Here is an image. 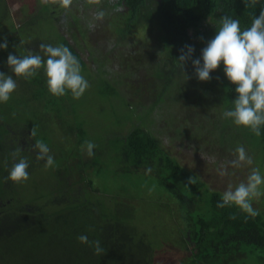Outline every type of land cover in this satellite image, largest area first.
Listing matches in <instances>:
<instances>
[{"label":"trees","instance_id":"1","mask_svg":"<svg viewBox=\"0 0 264 264\" xmlns=\"http://www.w3.org/2000/svg\"><path fill=\"white\" fill-rule=\"evenodd\" d=\"M117 2L123 5L122 12H115L114 5L110 4L109 0H101L100 4H96L94 0L92 2L74 0L70 10L62 8L54 10L51 5H45L48 13L45 19H53L59 27V24L71 17L74 19L73 24L86 38L87 32L82 29L83 25L79 19L83 17L81 15L79 17L78 12L84 9L87 11L84 16H87L94 10L95 13L103 10L106 13L104 18L110 23L114 34V40L110 44L111 52L128 47L132 38L136 42H138L137 37L147 41L149 60L143 67L153 79L152 85L156 92L154 101L158 105H165L167 100L172 98L166 95L178 85L182 95L183 89L192 90L197 95L193 96L194 98L173 96L175 101L165 115L167 119L162 116L161 121L162 123L166 121L163 123V131L166 133L160 136L156 134L160 126L154 130L152 124L148 126L142 123L143 115L137 116L138 122H141L130 132L119 135V154L124 159V171L120 169L118 172H125L131 179L134 178V172L139 177L148 175L146 170L150 167L152 169L150 175H153L154 181L149 182L155 183L168 197L179 204L181 208L179 210L186 222L185 231H180L184 236L182 247L189 251L190 256H187L186 260L178 258L172 264H230L237 256L254 252L261 262L264 261L263 211L259 210L261 213L259 212L258 216L251 217L235 205L217 207V203L222 202L224 191L211 188L197 172L183 166L178 161V156L172 155L164 142V138H168L173 143H179L183 147L188 146L190 150L192 148L198 150L202 156L210 157L211 160L213 156L219 157L215 163L227 165L230 170H234L230 162L236 159L235 149L242 145L253 157L252 167L260 168L261 151L264 152V127L261 129V135L257 137L249 129L235 125L231 119L223 118V112L232 110L233 102L238 98L236 85L227 79L224 65L221 64L219 69L211 73L210 81H200L195 75L191 60L186 62L184 71L177 60L181 54L180 49L187 44L195 48L192 59L201 58L202 64V49L216 35L220 18L227 15L238 19L241 30H245L251 26L252 19L258 17L260 11L264 9V0H258L255 5H246V0H117ZM82 5H84L83 9ZM75 9L78 11L76 12ZM40 19H42L41 14L29 18L27 25H31L33 20ZM13 29L17 30L19 37V29L15 26ZM17 35L11 36L13 38ZM59 36L62 39L60 45L71 50L78 58L82 69L89 66L82 53L62 32ZM2 41L0 39V44L3 43ZM22 45L25 54L14 51L9 54L23 57L32 53L47 59L37 46ZM5 56V51L0 49V72L11 75L19 89H25L27 92L33 90L34 94L40 95L28 98L30 103L33 100L38 102H33L35 106L43 103V108L50 112L46 120H53L56 117V110L59 112L64 110L68 100L73 102L70 96H48L44 68L39 70L36 77L25 80L15 76ZM96 57L94 60L98 62L97 65L103 66L106 70L107 81L112 80L114 84L121 86L124 82L108 67V58L100 55ZM184 72L190 77L189 79ZM113 86L107 87L112 93H116L118 90L111 88ZM181 98H185L183 104L187 109H182ZM22 101L12 98L8 103H0V162L4 164L0 167L2 187L0 188V264H153L156 259L153 241L146 240V233L134 221V214L137 216L139 211L133 201L135 195L122 197L121 207L114 212L100 214L97 210L91 211L85 218L88 210L54 212L52 209L47 211L43 205L24 202L14 187L8 184L9 166L13 161L11 153L21 148L23 152L32 154L31 149L36 141L35 137L34 139L31 137L30 125H20L19 128H15L9 124L13 121L11 118L16 106ZM129 103L130 106L134 105L132 101ZM194 104L196 109L192 114L188 109ZM173 107L178 108L179 111L172 116L170 108ZM182 110L184 114L180 119ZM19 112L20 110L17 113ZM175 121L180 123L175 133H172L170 126ZM13 133L25 139L26 143L17 144L13 141L11 139ZM26 144H29L30 150H24ZM82 145L81 143L80 146ZM246 167L250 171V168ZM190 177L194 178L192 184L189 183ZM93 184L94 181L90 180V185ZM79 196L80 193L76 198ZM56 201L65 204L69 200L65 197L60 201L58 198L52 199V202ZM96 216L99 218L96 219ZM41 233H48L51 237L58 236V244L62 245L64 254L50 261L49 243L37 239L39 236L42 237ZM80 235H86L90 241L99 240L105 250L104 253L96 255L93 247L77 239ZM16 241L20 242V246H16L19 251V263L14 259L15 251L12 252L7 248L9 242ZM29 241L33 243L31 248L27 246ZM157 247L160 248L158 245ZM31 250H42L44 253L33 254Z\"/></svg>","mask_w":264,"mask_h":264},{"label":"rangeland","instance_id":"2","mask_svg":"<svg viewBox=\"0 0 264 264\" xmlns=\"http://www.w3.org/2000/svg\"><path fill=\"white\" fill-rule=\"evenodd\" d=\"M51 8L60 10L58 5H51ZM51 8L50 10H52ZM83 8L84 5H82ZM75 11L77 12L78 9ZM94 13L95 10L84 16L87 14L86 10L78 12V16L83 17L79 16L80 23L83 25L82 29L87 32V36L84 38L78 30L79 28L73 24L74 19L71 17L66 22L59 24V27L53 19H45L48 13H46L45 5H41L40 0H0V39L4 43L6 38L8 42L6 50L0 49L5 51L6 58L7 54L12 51L25 54L22 44L34 45L38 49H40L41 43L59 46L62 42L59 33L62 32L88 62L89 66L82 69V75L90 84L89 89L79 100L73 99L70 92L69 95H65L70 96L73 102L66 98L69 101L67 107L61 112L56 110V117L53 120H46L50 112L43 108V103L36 107L33 102L37 101L29 102V96H40L39 94H34L33 90L27 92L17 86L19 90L16 89L11 99H22L23 101L16 106L15 112H12L11 119L13 121L9 124L15 128H19L20 125H30L33 129L34 126H37L35 140H43L49 146L50 154L54 157L58 167L45 168L46 161L37 160L36 149L33 147L31 149L29 144H26L24 150L31 149L33 152L28 154L21 151L20 157L27 158L29 162L30 179L19 185L7 180L8 184L14 187L24 202L37 206L43 205L47 211L52 209L54 212L73 211V209L88 210L85 218L91 211L97 210L100 214L114 212L115 209L121 207L122 197L135 195L133 201L139 211L137 216L134 214V221L146 233V240L153 241V246L156 249V259L153 264L154 262L155 264H172L178 258L186 260L190 253L182 247L184 236L181 232L185 231L186 222L179 204L173 198L168 197L162 191L163 189L155 183L149 182L154 181L153 175H143V178L134 172V178L130 179L125 172H118L120 169L124 171V159L119 154V135L134 129L141 122H138L137 118L140 115H143L144 118L142 123H146L148 126L152 124L151 127L154 130L160 126L156 132L158 136L165 134L163 123L166 121L161 122L162 116L167 119L165 115H167L170 105L175 101L173 96L194 98L193 96L197 95L192 90L186 89H183L182 95L178 85L166 95L172 96V98H169L165 105H158L154 101L156 92L152 85L153 79L148 75L147 69L143 67L149 60L147 41L137 37L138 42H136L132 38L128 47L111 52L110 44L114 40V34L110 23L105 18L94 20ZM40 14L42 19L33 20L31 25H27L29 18ZM90 22L96 24L94 30L87 28ZM21 25L23 26L20 28ZM14 26L19 29V37L16 33L17 30L13 29ZM10 34L17 36L12 38ZM99 55L108 58V67L114 71L115 76L124 82L121 86L114 84L115 82L112 80L107 81L105 68L98 66V62L94 60V57H99ZM104 64L106 63L104 62ZM110 85H114L111 88L118 91L112 93L107 87ZM47 94L54 96L50 92ZM128 99L134 103L133 106H130ZM180 100L182 109H187L183 104L185 98ZM205 101L207 102L208 99ZM170 109L172 116L179 111L176 107ZM195 109L196 104L188 110L193 114ZM8 110L11 111L10 108ZM18 110H20L19 113H17ZM183 114L184 111L180 119ZM177 121L170 126L172 133H175L178 128L180 121ZM11 139L17 144L26 143L25 139L17 137L14 133L11 135ZM86 141H91L96 145L92 157L87 155ZM164 142L170 153L178 156V161L183 166L197 172L211 188L225 191L230 183L235 187L247 180L249 174L247 167L230 170L227 165L215 163L219 157L213 156L212 160L210 157H206L207 160H205L201 153L194 148L190 150L188 146L183 147L179 143L171 142L168 138H164ZM81 143L82 146H80ZM261 153L259 169L264 175V152L261 151ZM20 157L13 158L9 169L18 162ZM3 165L0 162V167ZM222 169H226L228 175H219V171ZM90 180L94 181V187L90 185ZM153 186H155L154 190L149 193V189ZM0 188H2L1 185ZM79 193L80 196L76 198ZM64 197L69 200L65 204L57 201L52 202V199L58 198L60 201ZM253 205L255 209L263 211L262 214H264V196L258 202L253 201ZM261 211L259 212L261 213ZM95 218L97 219L99 216ZM40 235L42 237L37 238L40 242L49 243L50 261L56 256L64 254L62 245L58 244V236L51 237L48 233ZM32 245L31 241L27 243L29 248ZM16 246H20V242H9L7 248L12 252L15 251L14 259H16V263H19V251ZM46 251L48 252V250ZM31 253L41 254L44 252L31 250ZM230 264H264V261L261 262L257 253L254 252L249 255L237 256Z\"/></svg>","mask_w":264,"mask_h":264},{"label":"clouds","instance_id":"3","mask_svg":"<svg viewBox=\"0 0 264 264\" xmlns=\"http://www.w3.org/2000/svg\"><path fill=\"white\" fill-rule=\"evenodd\" d=\"M74 0H40L41 5H58L60 8L70 10ZM92 2V0H90ZM100 4L101 0H94ZM114 5L115 12H122L123 5L117 0H109ZM258 0H246V5H255ZM106 13L103 10L97 11L94 20H103ZM219 28L214 38L207 42V46L202 49L201 58L192 59L195 48L192 45H184L180 49L178 62L183 71L187 61L191 60L195 68V75L200 81H210L211 73L224 65V72L227 79L236 85L235 91L238 98L233 102L232 110H225L223 118L231 119L237 126L249 129L254 135L259 137L261 129L264 127V9L260 11L258 17L252 19L251 26L241 30L240 21L230 16H222L219 20ZM90 30H94L96 24H88ZM41 51L44 52L45 60L39 54L29 53L23 57L9 54L7 64L17 77L31 80L36 77L41 68H44L47 76V86L49 92L62 97L71 93L73 99L79 100L83 97L90 84L82 75V67L71 50L64 46H52L50 44H40ZM0 48L7 49L8 42L5 38ZM185 73V72H184ZM186 75V73H185ZM187 79L188 77L186 75ZM17 89L16 80L11 75L0 72V103H8ZM37 135L36 126L31 131V137ZM87 155L94 156L93 149L96 145L91 141H86ZM37 151V160L46 161L45 168L58 167L54 157L50 154L49 146L43 140H36L33 147ZM22 149H15L11 155L13 158L20 157ZM236 159L232 160L231 166L250 168L246 182H241L235 187L230 183L222 194V202L217 203V207L225 208L233 205L237 206L248 216L256 217L259 210L253 207V201H259L264 196V175L258 167H252L254 160L246 149L239 145L235 149ZM205 160L206 157L203 156ZM29 162L27 158L20 157L10 169L8 180L16 184L26 183L30 179L28 172ZM149 167L146 174H150ZM219 175L226 176V169L219 171ZM189 183H194V178H189ZM155 186L149 189L153 191ZM77 239L84 244L94 248L96 255L104 253L100 241H90L86 235H80Z\"/></svg>","mask_w":264,"mask_h":264}]
</instances>
